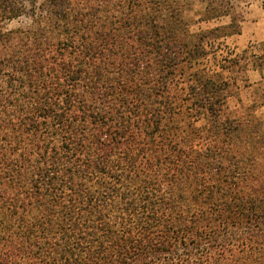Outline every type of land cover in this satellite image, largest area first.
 <instances>
[{
	"label": "trees",
	"instance_id": "16d2710c",
	"mask_svg": "<svg viewBox=\"0 0 264 264\" xmlns=\"http://www.w3.org/2000/svg\"><path fill=\"white\" fill-rule=\"evenodd\" d=\"M201 1L0 0V264H264V40Z\"/></svg>",
	"mask_w": 264,
	"mask_h": 264
},
{
	"label": "rangeland",
	"instance_id": "374dc122",
	"mask_svg": "<svg viewBox=\"0 0 264 264\" xmlns=\"http://www.w3.org/2000/svg\"><path fill=\"white\" fill-rule=\"evenodd\" d=\"M42 0H38L41 2ZM189 6L186 12L187 18L192 23V30L198 31L200 27H206L205 23H198V15L203 10V3L201 0H188ZM234 7L238 13L243 17L242 33L232 37H227L220 41L218 49V58H224L231 54L240 53L246 49L247 46L253 43H258L264 40V0H234ZM227 19H220L216 21L217 24L226 22ZM27 17L6 21L2 24L5 29L17 28L26 26L29 23ZM205 65L212 70L217 69L216 61L213 57H208ZM264 74V71H263ZM249 80L252 84L261 81L262 77L258 71L249 70L247 72ZM252 88L245 87L242 82H239L238 96L245 104H250L252 100ZM230 106L235 108L239 105L237 96H233L229 100ZM258 114L264 119V107L258 110Z\"/></svg>",
	"mask_w": 264,
	"mask_h": 264
}]
</instances>
